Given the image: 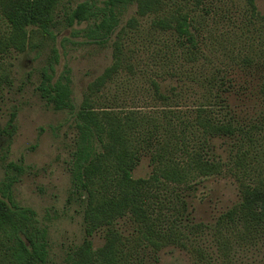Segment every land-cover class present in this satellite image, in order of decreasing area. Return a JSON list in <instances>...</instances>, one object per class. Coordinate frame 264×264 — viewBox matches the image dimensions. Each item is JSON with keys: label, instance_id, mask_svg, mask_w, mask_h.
Returning <instances> with one entry per match:
<instances>
[{"label": "trees", "instance_id": "1", "mask_svg": "<svg viewBox=\"0 0 264 264\" xmlns=\"http://www.w3.org/2000/svg\"><path fill=\"white\" fill-rule=\"evenodd\" d=\"M60 2L0 0V15L8 25L0 32V57L11 48L25 51L34 28L54 37L51 29ZM135 2L138 16L153 15L149 34H171L180 44V52L174 43L169 45L170 57L185 54L186 61L195 64L203 56L191 29L190 13L184 8H171L167 0H104L103 5L83 1L67 14L69 27L86 24L81 30L88 40L104 44L116 34L113 63L88 85L79 106L74 102L70 69L57 75V49L38 87L48 105L75 113L77 139L71 172L73 192L84 202L87 237L72 255V264H142L140 247L152 246L156 251L170 244H180L192 252L195 264H264V80L259 86L251 79L239 82L251 90L250 99H260L256 119H243L230 108V87L235 83L227 72L197 78L205 94L192 110L182 111L167 104L151 113L117 104L118 96L109 97L107 88L124 71L135 76L140 60L135 46V37L140 41L143 36L139 18L131 17L117 32L120 7ZM244 2L251 16H263L257 0ZM258 38L259 51L245 55L244 62L264 64V37ZM151 86L161 99L173 97L162 93L157 79L151 80ZM221 108L229 109L222 113ZM15 117L12 113L8 128L14 129ZM218 136L235 140L232 165L240 181V197L215 224L190 223L185 214L189 213V203L178 188L194 189L202 178L222 172L224 162L209 155L211 141ZM144 155L151 157L152 173L134 177L133 171ZM12 165L22 169L19 164ZM15 180L10 176L1 188L0 264H48L46 229L38 225L32 208L14 200ZM169 190L178 191L176 197L170 196ZM123 218L135 225L133 239L118 226ZM102 228L106 229V242L94 249L89 237ZM206 228L212 234L216 255L196 244L198 232Z\"/></svg>", "mask_w": 264, "mask_h": 264}, {"label": "rangeland", "instance_id": "2", "mask_svg": "<svg viewBox=\"0 0 264 264\" xmlns=\"http://www.w3.org/2000/svg\"><path fill=\"white\" fill-rule=\"evenodd\" d=\"M83 1L103 5L104 0H61L55 12L56 23L51 29L54 37L43 35L34 28L25 51L11 48L0 57V194L2 183L10 176L15 177L14 200L32 208L38 225L46 229L48 264H72L71 257L87 233L84 202L73 192L71 161L77 139L75 113L55 109L42 98L38 87L43 71L57 49V75L70 69L74 102L79 106L88 85L114 61L116 34L106 43L99 44L84 36L81 28L86 24L67 25V14ZM167 1L171 8H184L190 13L191 29L199 40L203 56L195 64L186 61L185 54L170 57L169 45L174 43L179 52L181 50L175 37L149 34L153 15L138 16L136 2L122 6L118 12L117 32L127 26L131 17L139 18L138 28L143 36L139 37L140 41L134 37L140 60L136 75L122 72L116 77L117 82L107 88V95L113 98L116 94L117 104L151 113L167 104L188 111L195 108L205 94V87L197 78L227 72L235 83L230 87V108L243 119H256L261 108L260 99H250L251 90L240 86L239 82L253 80L259 86L264 80V64H249L242 60L245 55L259 51L261 40L258 37H264V0H257L258 10L263 15L259 18L251 16L244 0ZM7 29L8 25L0 15V32ZM77 30L79 33H75ZM153 78L159 81L162 93L173 97L163 100L154 94ZM227 109L219 111L225 113ZM12 113L16 114L14 129L7 125ZM235 152L234 138L215 137L209 155L224 162L222 172L202 178L194 189L178 188L181 197L189 203V213L185 214L190 223L213 225L221 213L238 202L240 181L232 165ZM12 164H19L22 169ZM152 170L150 155H144L133 175L147 177ZM178 191L167 193L176 197ZM186 215L183 217L185 222ZM118 226L124 234L134 238L135 225L130 219H121ZM203 231L198 232L196 244L203 246L208 254L216 255L210 230ZM105 234L106 229L102 228L89 237L94 249L105 244ZM139 254L142 264H195L193 253L180 244H170L156 251L152 246H142Z\"/></svg>", "mask_w": 264, "mask_h": 264}]
</instances>
